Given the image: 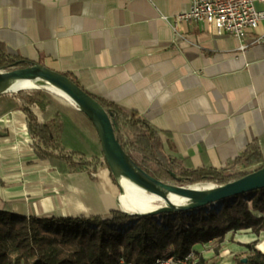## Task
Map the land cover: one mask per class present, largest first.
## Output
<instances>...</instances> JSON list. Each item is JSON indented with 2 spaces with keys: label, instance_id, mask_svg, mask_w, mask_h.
I'll return each instance as SVG.
<instances>
[{
  "label": "crops",
  "instance_id": "0c3cea01",
  "mask_svg": "<svg viewBox=\"0 0 264 264\" xmlns=\"http://www.w3.org/2000/svg\"><path fill=\"white\" fill-rule=\"evenodd\" d=\"M189 7V0H0V42L96 99L136 111L193 166L220 167L256 140L264 148V19L241 39L201 22L174 26ZM4 107L0 207L63 216L116 208L108 168L94 180L80 172L64 181L34 155L25 113Z\"/></svg>",
  "mask_w": 264,
  "mask_h": 264
},
{
  "label": "trees",
  "instance_id": "16d2710c",
  "mask_svg": "<svg viewBox=\"0 0 264 264\" xmlns=\"http://www.w3.org/2000/svg\"><path fill=\"white\" fill-rule=\"evenodd\" d=\"M29 65L28 60L9 53L0 42V69L10 71ZM98 102L111 112L115 137L126 154L163 183L223 185L264 166L261 140L248 144L223 166H193L188 157L167 147L159 131L136 111ZM0 103L5 105L3 112L16 109L25 113L34 155L47 160L64 181L71 173L107 167L92 123L64 98L32 88L0 94ZM77 116L92 127L96 141L86 132V125L77 122ZM238 165L244 169H236ZM250 166L254 169H245ZM209 206L144 215H129L115 208L105 216H63L18 214L3 204L0 264H117L120 259L152 264L157 258L183 257L194 244L220 239L230 230L264 232V188L226 198L218 208ZM191 264L215 263L199 255ZM245 264H264V252L250 245Z\"/></svg>",
  "mask_w": 264,
  "mask_h": 264
},
{
  "label": "water",
  "instance_id": "95a60500",
  "mask_svg": "<svg viewBox=\"0 0 264 264\" xmlns=\"http://www.w3.org/2000/svg\"><path fill=\"white\" fill-rule=\"evenodd\" d=\"M21 81H30L32 85L20 86V84H16ZM35 85H45L44 89L64 98L87 116L97 132L107 167L117 182L119 176L126 177L162 201V205L156 208L137 212L124 209L118 201V207L116 208L129 215L195 210L208 205H211L209 206L211 208H218L226 198L264 188V166L223 185L212 184L197 187L163 183L139 167L126 154L115 137L116 127L110 119L111 112L107 111L95 97L66 74L52 70L37 62H30L27 67L10 71L0 69V94L32 89L36 87ZM48 86L61 90L68 98L50 90ZM172 196L176 200H173Z\"/></svg>",
  "mask_w": 264,
  "mask_h": 264
},
{
  "label": "rangeland",
  "instance_id": "374dc122",
  "mask_svg": "<svg viewBox=\"0 0 264 264\" xmlns=\"http://www.w3.org/2000/svg\"><path fill=\"white\" fill-rule=\"evenodd\" d=\"M34 88H42L44 89L45 85H35ZM46 90V89H44ZM70 104V103H69ZM80 119V120H79ZM76 118L77 122L82 125H86V132L96 141L94 131L92 127L87 125V121L83 118ZM47 161V160H46ZM53 167V166H52ZM107 169L108 167H102ZM100 168V169H102ZM95 172H87L83 171V173H87L90 175L91 179H97L99 170ZM236 169H244L243 166H236ZM246 170H253L254 166L246 167ZM110 172V171H109ZM111 175L112 184L116 188V194L114 195V204L118 207V199L119 195L122 193L121 187L118 185L117 180ZM216 185L212 182H196L192 184H186L183 186H208V185ZM162 201L155 200L150 209L156 208L161 204ZM215 208V207H213ZM129 224V223H127ZM126 224V225H127ZM250 245L264 252V232H260L259 234L253 233L250 229H239L235 231H227L222 238H215L208 240L203 243L194 244L192 250L188 253L189 258L192 261H196L198 256H202L203 258L214 262L215 264H245L247 261V256L250 254ZM187 256V254L185 255Z\"/></svg>",
  "mask_w": 264,
  "mask_h": 264
},
{
  "label": "built area",
  "instance_id": "2783aa9c",
  "mask_svg": "<svg viewBox=\"0 0 264 264\" xmlns=\"http://www.w3.org/2000/svg\"><path fill=\"white\" fill-rule=\"evenodd\" d=\"M258 1L263 4L261 10L255 8V0H189L188 11L175 15L173 25L187 21L206 23L213 26L218 34H230L241 39L264 19V0Z\"/></svg>",
  "mask_w": 264,
  "mask_h": 264
},
{
  "label": "bare ground",
  "instance_id": "6f19581e",
  "mask_svg": "<svg viewBox=\"0 0 264 264\" xmlns=\"http://www.w3.org/2000/svg\"><path fill=\"white\" fill-rule=\"evenodd\" d=\"M16 84L17 85L20 84V86L32 85L30 81H21ZM48 88L68 98L67 95L61 90L52 86H48ZM118 182L122 189V193L119 195L118 201L120 205L128 211L137 212V211L149 210L153 202L155 200H158L157 196L146 192L142 187L130 181L126 177L119 176ZM197 187H202V186H197ZM172 199L176 200L173 196ZM188 256L189 254H187V256H183L180 258H175L173 256H169L166 258H157L152 264H165L173 261L175 262L174 264H191V258H189ZM117 264H141V263L126 262L123 259H120Z\"/></svg>",
  "mask_w": 264,
  "mask_h": 264
}]
</instances>
